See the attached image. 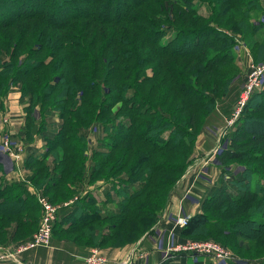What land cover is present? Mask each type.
Returning <instances> with one entry per match:
<instances>
[{
  "label": "trees",
  "instance_id": "trees-1",
  "mask_svg": "<svg viewBox=\"0 0 264 264\" xmlns=\"http://www.w3.org/2000/svg\"><path fill=\"white\" fill-rule=\"evenodd\" d=\"M165 1L43 0L42 3L39 0L41 9L39 3L27 6V2L11 9L14 5L11 0H0V42L8 40L15 46L10 59L0 58V108L3 109L2 99L10 85H23L21 100L29 97L27 109L31 111L25 126L28 142L41 137L46 143L42 154L25 157V166L35 168L32 186L36 190L43 188L46 196L57 204L80 196L86 178L84 154L90 148L87 131L99 126L104 132L101 147L94 149L89 184L112 181L104 193L103 204L115 205L117 211H103L95 197L85 194L71 207L60 210L53 235L78 234L79 242L92 243L101 223L116 219L118 224L111 227L115 228L111 240L117 233L128 230L133 221L148 218L151 227L141 233V238L153 228L159 213L153 209L156 191L175 185L163 184L158 174L180 173L195 148L199 132L210 128L198 119L202 110L210 114L215 111V96L221 82L215 81L212 87L207 76H221L217 68L232 63L233 38L227 36L229 30L219 25L220 28L213 27L211 19L199 15L193 0H169L179 11V16L177 9L172 11L174 22L157 17L159 11L168 9ZM217 1L218 16L228 13L234 33L245 28L251 32L247 36L251 44L255 41L264 49V38L257 35L263 28L252 20V12L262 9L260 0ZM142 11L159 22H151ZM190 14L195 16L192 20ZM179 18L184 27L176 25ZM199 25L202 27H195ZM173 27L187 40L179 48H174L173 40L165 45L161 42ZM11 28L15 31H8ZM17 33L19 37L15 39ZM22 49L26 50L27 58L23 68H16V55ZM258 50V55H253L255 62L261 56ZM196 86L204 87V91L212 87L214 96L211 94L212 98L207 100L210 93H200ZM228 86L223 84V94ZM51 101V109L59 113L61 121L57 131H51L44 121L38 127L33 124L37 121L32 114L34 106L38 103L45 107ZM263 103L264 90L255 92L246 105L250 113L237 119L241 123L235 128L227 150L217 157L220 167L236 159L255 164L256 168L244 165L242 173L232 176L231 183L236 185L233 190L223 183L211 191L202 201V212L191 217L182 230V237L210 233L211 228L221 234L228 222L237 238L247 241L264 238V118L256 116L264 108ZM117 105L119 112L112 114L110 111ZM166 107L182 114L181 119L187 115L189 121L185 117L184 123L179 124L167 115ZM200 125L203 128L199 130ZM250 152L258 154L252 156ZM158 153L164 159H159ZM140 154H145L141 160ZM50 155L53 169L45 164ZM168 200L160 210L168 206ZM34 205L38 207V201L25 183L6 182L0 177V239L8 238L4 231L8 227H12L11 239L20 234L25 236L23 230L30 219L39 226L41 218L34 216L38 213ZM261 245L253 243L248 251L260 252Z\"/></svg>",
  "mask_w": 264,
  "mask_h": 264
},
{
  "label": "rangeland",
  "instance_id": "rangeland-1",
  "mask_svg": "<svg viewBox=\"0 0 264 264\" xmlns=\"http://www.w3.org/2000/svg\"><path fill=\"white\" fill-rule=\"evenodd\" d=\"M202 1L203 0H193L195 10L198 11L199 15L203 16L205 19H208V21H209V19H211V22H212L211 25H213V27H219L220 26L221 28H223V29L225 28V29L230 31V32L227 31V34H228L227 36H232L233 41H234L233 42V48H231L234 60L232 61V63L228 62V63H225L223 66H220L217 68V69H219V73H221V76L218 77L215 74H211V76H209V75L207 76V79L209 80L212 87H213V83L215 81L221 82L219 84L220 87L218 89V93L215 96V99H216L215 100L216 101L215 111H213L212 114H210V113H207L206 111L202 110V114L199 115L198 120L200 121V123L201 124L203 122L208 123V125H210V128H203L202 127L203 128L202 129V128H200L201 125L199 126V130L200 129H202V130H201V132H199L200 134H198V137H197L198 139L195 143L194 150L191 153H189L186 161L184 162L183 170L180 173L171 174V176H168L167 173L166 174H161V173L158 174L160 176V178L162 179L161 182L163 184L164 183L169 184V182H170L171 184L175 183V185L172 187L171 186L167 187V185H166V187L161 188L160 190L156 191V193L153 197V200H152L153 206H154L153 209H154L155 213L159 210L158 211L159 213L157 212L158 213L157 218L154 219L156 222H155L153 228L151 230L147 231L145 234H143V236L141 238H139L143 231H145L147 228L151 227V222H147L149 219L148 218H145V219L142 218L140 221H138V220L133 221L131 223V225L128 226V230L122 231L121 233H117V235H116L117 237L114 238L115 240L114 239L109 240L110 235H112L114 233L112 231H114V229H115V228L111 229V227L113 228V225L118 224V221L116 219H113L111 221H106V222L101 223V227H100L101 229H100L98 235L95 237V239L92 240V243H86L85 239L82 240L85 242H79L78 238L80 236L78 234L63 235V234L56 233L55 235H52L51 243H50L51 245L49 247H44V248H41L38 250H33V251L27 252L26 254L22 255L19 260H21V262L23 264H85V258L91 254L92 250L100 251L105 257H107V259H109L108 262L110 264H112L113 261H111L112 262L111 263L110 262L111 258L108 257V254H109V256H111L110 249H113V250L115 248L119 249L122 247H127L129 245L130 249L132 250L133 247L137 248V246L144 243L142 245L141 249H139L140 251H138V250L135 251L133 248V250L128 255V257H129L127 259V262H128L131 260L132 257H134V259H136L137 257H139V255H141V253L143 254V252H149L147 247H149V245L151 246V244H149L148 240L150 238V235H155V233L157 232V230L159 228L158 226H160L162 224V221L166 215L165 210L168 206L163 210H160V209L164 206L166 200H168L167 195L171 189H173L171 194H174L177 192L180 194V196L184 197L183 202L185 204L191 203V205H194V207H197L198 205L201 207L202 201L204 200V198L201 200V196L199 197L195 193L193 194L190 191H187L190 186H192V185L196 186L197 180H199V179L202 180L203 177H206L204 171H200L199 175H197L198 170L195 168V162L197 161V158L199 156V154L196 152L197 147L199 146V144L201 142L204 141V138H202L201 134L211 133L213 135H216L214 133L215 132L217 133V131H218V136H217L218 141H216V143L218 142L217 146H219L220 148L216 151L217 153L214 154L215 160L217 161V157L219 155L223 154L225 152V150H227L228 145L232 139V135L235 133V128L238 127V125L241 123L240 121L238 122V121H236L237 119H235L238 112L241 110L238 118H241V115L243 113H245V114L250 113L246 107L248 102L243 107L240 106L241 95L243 94L242 92L245 89V85L247 82L246 78L250 72L249 70H250L251 62H255L254 59L251 61H250V59L252 58L253 55L254 56L258 55V53L256 51L259 49L260 50L259 54L261 56H258L255 63H261L262 61H264V49H262V47H260L255 41H254V44L252 45L250 40L247 39L248 34L251 32L246 31L244 28L242 30V32L234 33V30L232 29V26L234 25V23H231L228 21V17H227L228 13H224L223 17L221 16L222 14H220V17L218 16L219 15L218 7H217L218 1L217 0H205V2L204 1L202 2ZM11 2L14 3V5H12L11 9L12 8L13 9L20 8L19 6H23L22 2H27V6H30V3L34 4V6L37 5L38 3L40 4L39 0H11ZM41 2L43 3V0H41ZM260 2H261L262 9H260L258 11L255 10L252 12V20H254L255 25L262 26V28L264 29V0H260ZM164 6H166V8H168V9H165L164 10L165 12H163V13H161L159 11L157 13V15H158L157 17H162V19H164L165 21H170V22L173 21L174 22V20L172 19V11L176 10L177 6L170 4L169 0L165 1ZM219 6H220V4H219ZM41 8H43L42 4L39 5V9H41ZM25 10L26 9H24V11H21V13L25 12ZM176 11H177L176 14L179 16L178 9ZM10 12H11V10H8V13H10ZM141 13L146 14V16L148 17V19L151 20V22L152 21L156 22V23L159 22L155 18H153V16H150L147 13H145V11H142ZM194 17L195 16H193L191 14L189 15L190 20H192ZM178 20H179L178 21L179 23L178 24L176 23V25H178L179 27H181V26L184 27L185 25L183 24L181 18H179ZM213 22H216V24ZM244 26L245 27L247 26V25H245V22H244ZM244 26H241V27H244ZM14 27H16V26H14ZM195 27H202V26L199 25V26H195ZM8 31L12 32L15 30L13 28H11ZM178 33H179L178 29L176 27H173L168 32L166 38H164L161 42L165 45L166 43L173 40L174 41L173 42L174 48H179L182 44H185V42L187 40L185 39V36L183 37V35L178 34ZM257 35L259 36V38H261V35H259V33ZM262 35H264V30H263ZM17 36H18V33L16 34L15 39H17ZM4 42H6V43L0 42V58H1V60L2 59L3 60L10 59L11 58L10 55H11V53H13V51L15 49V46L9 44L8 40H4ZM99 48H101V46H99ZM259 50H258V52H259ZM24 51H26V50L22 49L16 55L18 58L16 61V65H15L16 68H18V67L23 68L24 60H26V58H27V56H26L27 53H24ZM36 57H40V55H38ZM255 59H256V57H255ZM248 60L250 62H248ZM151 70H152V67L149 66L148 67V74H151V72H152ZM225 83H227L229 86L226 90V94H223L224 93L223 84H225ZM22 86L21 85H12V86L10 85L9 88L12 89L14 87H17L19 89V92H20L21 98H22V93L24 91ZM211 88L204 91L205 90L204 87H198V86L195 87V89L200 93H202L203 91H204L203 93H205V92L207 94L210 93L207 95L208 96L207 100H209V98H212L211 94H213V96H214V93H212L213 91L211 90ZM263 90H261L259 92H262ZM108 92L109 91L107 90L106 93H108ZM7 95L5 97H3V99H5L7 97ZM105 97L106 98L110 97V93L105 94ZM156 99H158V98H156ZM204 100H206V99H204ZM2 102H3V108H4V106H6V104L4 103V101H2ZM29 102H30V100H29V97L27 95L22 100L20 99V109H21L22 114H24V117H25V122L23 123L24 128L23 127L16 128V133H14L15 135L14 134L12 135V140L14 142L20 143L19 145H22V144L24 145V143H25L27 145V148L30 150L32 148V144H34L36 141L35 142H28L29 140H28V136H27L28 135L27 129H25L27 118L30 116V112H31L27 109V107L29 106ZM52 102L53 101L48 102L45 107H41V105L38 103H37V105L34 106V108H33L34 110H33L32 114H33V118H36V120H37V121L33 122L34 126L38 127V126H40V123H42V121H44L43 124L48 125V128H50L51 131L59 130V124L61 121L59 118V113L54 112V110L51 109L52 104H53ZM255 102H254V104L249 106V108L252 109L253 105H255ZM0 104H1V102H0ZM262 107H264V103L262 104ZM119 108H120V105H117L114 109H112L113 111H110V112H112V114L116 113V112L118 113ZM166 110L168 111L167 115L175 118V120H177V122L179 124L184 123L185 120H183V119L185 117H186L187 121H189L188 120L189 118L185 114L182 117L183 119H181L182 114L174 113V111H170L168 109V107H166ZM7 111H8L7 113L10 114L9 109ZM4 112L6 113V111H4ZM46 115H48V116H46ZM253 115H255V114H253ZM256 116H261L264 118V108L262 110L258 111L256 113ZM120 120L126 121V118H124V119L121 118ZM10 125H11V119H10ZM214 125H216V127ZM195 131H198V129L193 130L192 132H195ZM87 133H88L87 134V141L90 143V148L88 149L87 154H84V156L86 157V172L87 171L88 172L87 173L85 172V174H84L86 178L84 180L83 187L81 189L82 191H80L79 195H80V197H83V195H85V194L86 195L91 194L93 197H95V199H97V201L100 202V205L104 208L103 210H105V212H110V213L116 212L117 209H115L116 208L115 205L109 206L108 204H106V205L103 204V200L104 201L106 200L104 198L105 194H103V192L101 193V191L96 192L94 189H92L95 184L93 185V187L91 186V184H89V179L91 176L90 174L92 173L91 168L93 165L94 149L97 147H101L100 143H102L101 139H103V137H104V132L102 131L101 127L97 126V128L96 127L90 128L89 131H87ZM167 137H168V135H167ZM38 138H41V137H38ZM214 144L210 143V144H206V146L210 150L211 148H213ZM140 151H142L141 148H140ZM253 153L254 152H250V155L255 156L258 154V153H256V154H253ZM38 155H40V153ZM158 155H159V159H161V160L164 159L163 157L160 156L161 154L158 153ZM235 155H236V153H235ZM144 157H145V154H140L139 160H141ZM202 157H205V155L203 154L201 156V158ZM202 159H204V158H202ZM52 161H53V159L50 155L48 161H46V163H45V164H48L50 166V169H53V166H54V165L52 166ZM244 165H248V166H252L253 168H256L255 164H250L249 162H247L245 160L241 161V160H236V159L232 160L231 159V161H229L228 164L220 167V169L215 170V171H219V173H222L223 175H226L227 177L229 176L230 178H232L231 176H235V174L238 175L239 173H242V171L245 169ZM31 167L32 166L27 167V170H26L28 172L26 176L29 177L30 180H31V178H33V176H35V172H34L35 168L33 169ZM184 167H186L187 170L184 171ZM193 168H195V169H193ZM0 177L2 178V180H5L7 182V180L4 178L3 174H0ZM181 181L184 182L183 187H177L178 185L179 186L181 185V183H182ZM32 182H33V180H32ZM111 182L112 181L107 182V184H106L107 187H108V185H111ZM231 182H232L231 180L228 182L221 180V182L219 184H217V186H214V188L211 189L210 192L211 191L213 192V190L216 187H218L219 185H222L223 183H225L227 186L229 185L230 188L233 190V188H235L236 185L231 183ZM26 187H28V186H26ZM197 188H198V184L196 187V191H197ZM28 189H29V187H28ZM37 192H38V195L40 197L49 201L54 207L58 206L57 202H52L49 199V197L46 196L47 194L43 188L37 190ZM188 192H190V193H188ZM33 196L37 200V195H33ZM170 199H171V196H170ZM170 199L168 200V202L170 201ZM107 206H109V207H107ZM34 208L36 209V211H38V213L36 212V215H34V216H37L38 218L40 217L42 219L43 218V212H44L42 204L39 203V201H38V207L35 206ZM31 216H33V214H31ZM180 216H182L183 218L189 217V220L191 219V217H193V216L189 215L188 211H186L184 204L181 208V214L179 216H175V218L172 217L170 220L173 228L175 226H177L179 228H182V230H184L186 228V226L183 228V227L177 225V221H178L177 219ZM32 218H34V217H32ZM189 220H188V222H189ZM41 221L42 220H40V223L38 226V225H34V222L32 224L31 219L28 220L29 224H28V226L26 225L27 227L24 228L25 230H23L26 235L23 237H20L22 235V234H20L17 237V239H20V241H18L17 239H11L10 238V236H12V231H11L12 227L6 228L4 231H6L8 238L4 241L2 239H0V251H4V248H6V249H8V248L17 249L21 244L26 243V241L28 239L33 238L40 231L39 229L41 226ZM57 221H58V218L56 219L54 225L56 224ZM132 226L134 227L133 229H131ZM224 226L226 229V231L224 233L218 234L216 231H212L214 229L211 228V230H209L210 233H201L197 236L186 237L185 240H187V241L183 245H182V243L178 244V245L174 244L173 242L171 243V241L168 240V235H166L165 232H161L163 238L161 239L162 244L160 245V247L165 249V251H168V252L169 251H175V253H177L178 247L187 245L188 243H191V242H198V243H201V242H215L216 243V242H218L221 245H223V247L230 254H232V256H234V258L237 260L236 261L237 264H264V238L263 239L260 238L259 241L248 240V241H250V242H248L246 239L244 240V239H241L240 237L237 238L234 235L235 232L233 230H230V227L228 226V222H226V224H224ZM136 227L138 229L135 231V233H132V231L135 230ZM239 228H241V227H239ZM231 232H232V236H230ZM27 235H29V237H26ZM25 237L27 239L21 241V239H25ZM150 241H151V239H150ZM253 243L262 244L260 246L262 248V250H260V252H257V253H254L253 249H250L248 251L249 246H253ZM155 245L157 246V244H155ZM240 249H242V250H240ZM107 252H108V254H107ZM247 252H248V254H247ZM187 254L190 255L189 253H187ZM191 256L193 258H198V259L199 258H203V259L205 258L207 260L206 261L207 264H222L219 262L213 263L212 258L209 256L208 257L207 256L194 257L193 255H191ZM0 264H17V263H15V262L12 263V262H10V260L4 259V260L0 261Z\"/></svg>",
  "mask_w": 264,
  "mask_h": 264
},
{
  "label": "crops",
  "instance_id": "crops-1",
  "mask_svg": "<svg viewBox=\"0 0 264 264\" xmlns=\"http://www.w3.org/2000/svg\"><path fill=\"white\" fill-rule=\"evenodd\" d=\"M262 34H263V31H261V33L259 32V35H261V38L262 37L264 38V35ZM253 59L254 57L252 56L250 61ZM250 61L248 60V62ZM20 99H21V94L19 92V89L17 87H14L8 92L7 97L3 99L6 106H4L3 109L0 108V163L3 165V172L1 174H3L4 178L9 182L11 180L18 181V182H23L25 180L30 181V178L26 176L28 172L26 171L27 167L25 166V160L21 168V170H23L22 174H20L19 171L15 169L13 160L9 158L8 156H6L5 151L3 149V144H2V138L4 137L6 133L11 131L13 135L14 133H16V128H19V127L24 128L23 123L25 122V117H24V114H22L21 109H20ZM8 109L10 111V114L8 113V115H10L11 125L9 127H4L2 124V118H3V114L5 113L4 111L8 112L7 111ZM214 134L216 135H213L211 133L201 134L202 138H204V141L202 140L203 142H201L199 146L197 147L196 152L199 154V156L197 158V161L195 162V168L198 170L197 175H199L200 171H204L206 177H203L202 180L200 179L197 180L196 186L192 185L187 190L193 194L195 193L199 197L201 196V200L203 198H206L207 195L210 193V190L213 189L214 186H217V184H219L221 180L228 182L232 179L229 176L227 177L226 175L219 173V171H215V170L220 169V166L215 160V155H214L216 153L215 151H217L220 147L217 146L218 142L216 143V141H218V138H217L218 131L217 133L215 132ZM35 141H34L35 143L32 144V148L30 150L27 148V145L24 143L25 144L24 145L25 147L24 158L29 154L38 155L39 153L42 154L45 151L46 143H44L41 138H36ZM210 143L211 144L215 143V144L213 148L209 150L206 144H210ZM201 154L205 155V157H202L204 159L201 158L202 156ZM183 183L184 182H182L181 185L180 186L178 185L177 187H183ZM197 184H198V188L196 191ZM106 188H107V185L102 180V181H98L97 184H95V186L92 189H94L96 192L101 191V193L103 192L104 194L106 191ZM29 192L33 195L38 194L37 190L33 186L29 187ZM76 197L78 198L79 196H75L74 198L70 199L69 202H66V203H69V205L65 206L64 208L71 207L74 204V202L77 200ZM183 198L184 197L180 196V194L177 192L174 194H171V199L168 203V207L165 210L166 215L162 221V224L158 226L159 228L157 232L155 233V235H150V238L148 240L149 244H151V246L149 245V247H147L149 252H143V254L141 253V255H139V257H137L136 259L132 257L131 260L127 262V259L129 258L128 255L133 250L134 247L132 248V250L130 249L129 245L127 247H122L119 249L118 248L117 249L115 248L114 250L110 249L111 256H109L107 252L108 257L111 258L110 262L113 261V263L111 262L112 264L114 263L115 264H128V263L129 264H160L163 262H169L172 264L173 263L174 264H207L206 262L207 260L205 258L204 259L203 258H199V259L193 258L191 255L185 254L183 252H178V251L177 253L173 251L172 255L171 254L169 255L168 251H165V249L160 247V245L162 244L161 239L163 238L161 232H165L166 235H168V240H170L171 243L173 242L176 245L181 244V243L183 245L186 243L187 240H185V237H182L181 235L182 228H179L175 225H174L175 227L173 228L172 223L170 222L172 217L175 218V216H179L181 214V208L183 204H184V207L186 208V211H188L190 216H194L202 212L201 207L199 205L197 207H194V205H191V203L185 204L183 202ZM143 244L144 243L140 244L139 246H137V248H134V250L140 251L139 249H141ZM155 244H157V246Z\"/></svg>",
  "mask_w": 264,
  "mask_h": 264
},
{
  "label": "built area",
  "instance_id": "built-area-1",
  "mask_svg": "<svg viewBox=\"0 0 264 264\" xmlns=\"http://www.w3.org/2000/svg\"><path fill=\"white\" fill-rule=\"evenodd\" d=\"M249 71L250 72L246 78L247 82L245 85V89L243 90V94L241 95V107H243L249 101V99L255 94V92H259L264 89V62H251ZM240 112L241 110L238 112L235 119H238ZM2 124L4 127L10 126V115H8L7 112L3 114ZM2 144L5 154L13 160L15 169H17V171L22 174L23 170H21V168L25 160V144L19 145L20 143L14 142L12 140L11 131L4 135V137L2 138ZM23 182L26 184V186L32 187V184L29 181L25 180ZM78 198H80V196ZM37 201L42 204L44 211L43 218L41 219L42 221L39 229L40 231L33 238L28 239L26 243L21 244L17 249L4 248V251H0V261L7 259L12 263L15 262L17 264H23L21 260H19L22 255L33 250L49 247L51 245L50 243L54 231V223L59 217L58 214L60 210L69 205V203L58 204V206L54 207L49 201L40 197L38 194ZM177 220V225L184 228L189 220V217L183 218L182 216H180ZM177 251L183 252L185 254L189 253L194 257L209 256L212 258L213 263L219 262L222 264H237V260L234 258V256H232V254H230L223 247V245L218 242H191L187 245L178 247ZM172 252L173 251H169V255H172ZM85 264H108V259L100 251L92 250L91 254L85 258Z\"/></svg>",
  "mask_w": 264,
  "mask_h": 264
}]
</instances>
